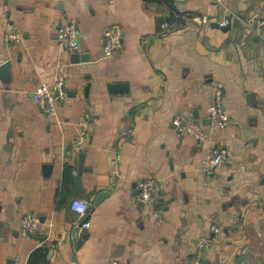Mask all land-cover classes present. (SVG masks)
Listing matches in <instances>:
<instances>
[{"label":"crops","instance_id":"1","mask_svg":"<svg viewBox=\"0 0 264 264\" xmlns=\"http://www.w3.org/2000/svg\"><path fill=\"white\" fill-rule=\"evenodd\" d=\"M258 17L264 0H0V64L9 63L0 73V264H264ZM71 18L74 52L57 43ZM112 24L121 46L106 56ZM10 30L21 39L7 41ZM57 76L66 98L50 113L31 94ZM214 83L231 120L215 130ZM177 114L207 138L178 136ZM85 119L92 127L80 152L74 137ZM212 144L226 160L204 185ZM143 177L156 182L159 218L134 202ZM76 197L89 205L84 218L70 208ZM28 213L40 222L22 234ZM200 237L210 245L199 249Z\"/></svg>","mask_w":264,"mask_h":264},{"label":"built area","instance_id":"2","mask_svg":"<svg viewBox=\"0 0 264 264\" xmlns=\"http://www.w3.org/2000/svg\"><path fill=\"white\" fill-rule=\"evenodd\" d=\"M215 3H220L221 0H213ZM253 33L257 37H264V18H256L254 20ZM222 21L220 25H224ZM22 35L15 30H10L6 33L5 39L7 41H19ZM103 50L106 56H110L117 48L121 46V29L117 24L109 25L103 31ZM57 43L58 45L69 52H74L80 47L79 34L76 21L66 19L60 23L57 29ZM223 85L214 83L211 100L209 104V120L210 126L213 130L227 126L231 120L227 113L224 111L222 104ZM31 98L34 102L40 104L50 113L55 111L57 105L62 103L66 98V91L64 89V77L57 76L52 82H43L36 87L32 92ZM172 124L178 136L190 135L198 141H203L207 138L205 127L198 121L186 117L184 115H174ZM92 124L87 120L79 123L78 130L74 137V145L76 149L83 152L88 146L89 134ZM226 160V150L212 144L208 147L207 154L201 162V172L203 175V184L206 185L214 171L224 164ZM76 173V171H73ZM156 191V182L151 177H143L137 181L136 193L134 202L138 209L141 211L152 208L151 214L154 218L160 217V211L153 208L154 194ZM70 208L77 213L81 218H84L88 212L89 205L83 198H74L70 202ZM40 218L34 213L24 214L19 221V230L22 234L32 233L38 226ZM82 227H88L89 222L85 221L81 224ZM213 230H217L213 227ZM211 243L210 238L200 237L197 241L198 248L208 247ZM112 264H116L113 261ZM191 264H201L198 258L191 260Z\"/></svg>","mask_w":264,"mask_h":264},{"label":"water","instance_id":"3","mask_svg":"<svg viewBox=\"0 0 264 264\" xmlns=\"http://www.w3.org/2000/svg\"><path fill=\"white\" fill-rule=\"evenodd\" d=\"M8 65H9L8 62L1 63V64H0V73L5 72V69L7 68ZM84 220H85V219H84ZM83 222H85V221H83ZM83 222H81V224H82Z\"/></svg>","mask_w":264,"mask_h":264}]
</instances>
